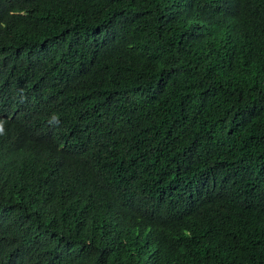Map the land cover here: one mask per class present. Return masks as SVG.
<instances>
[{
  "label": "trees",
  "instance_id": "obj_1",
  "mask_svg": "<svg viewBox=\"0 0 264 264\" xmlns=\"http://www.w3.org/2000/svg\"><path fill=\"white\" fill-rule=\"evenodd\" d=\"M0 64L75 181L0 134V264H264V0H0Z\"/></svg>",
  "mask_w": 264,
  "mask_h": 264
},
{
  "label": "clouds",
  "instance_id": "obj_2",
  "mask_svg": "<svg viewBox=\"0 0 264 264\" xmlns=\"http://www.w3.org/2000/svg\"><path fill=\"white\" fill-rule=\"evenodd\" d=\"M10 65L0 64V134H7L28 161L53 174L56 179L65 177L75 183L67 174V165L72 155L68 152L73 144L68 143V133L60 134L55 126H48L45 132L41 120L56 121L42 99H32L26 91L6 78L12 71ZM60 134V136L58 135ZM6 147L0 142V155ZM83 169L86 166L83 165ZM75 189L94 195L97 190L98 176L87 172Z\"/></svg>",
  "mask_w": 264,
  "mask_h": 264
}]
</instances>
